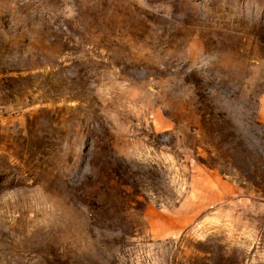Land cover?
I'll use <instances>...</instances> for the list:
<instances>
[{
	"label": "rangeland",
	"instance_id": "obj_1",
	"mask_svg": "<svg viewBox=\"0 0 264 264\" xmlns=\"http://www.w3.org/2000/svg\"><path fill=\"white\" fill-rule=\"evenodd\" d=\"M0 264H264V0H0Z\"/></svg>",
	"mask_w": 264,
	"mask_h": 264
}]
</instances>
